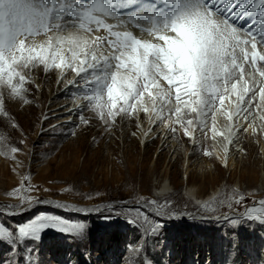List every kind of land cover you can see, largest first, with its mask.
Returning <instances> with one entry per match:
<instances>
[{
	"label": "snow or ice",
	"instance_id": "6c2138e0",
	"mask_svg": "<svg viewBox=\"0 0 264 264\" xmlns=\"http://www.w3.org/2000/svg\"><path fill=\"white\" fill-rule=\"evenodd\" d=\"M40 36L45 39L37 44ZM37 65L75 74L69 85L79 86L76 96L84 101L78 105L83 124L89 123L83 115L88 109L99 114L106 130L117 116L139 119L142 112L150 125H164L172 133L179 126L194 146H199L194 131L202 136L211 131L213 140L223 136L227 141L226 167L228 145L238 143V133L260 131L257 120L264 126V0H0V118L9 119L12 127L18 125L10 119L2 90L24 99L23 85ZM217 114L229 122L227 134L217 131ZM204 155L213 153L205 149ZM19 191L13 189L9 195ZM21 199V205H0V213L22 214L29 210L23 208L24 202L91 211L28 196ZM245 199L240 195L234 204L242 205ZM232 200L227 202L230 210ZM143 204L152 207L159 219L141 213L139 207H127L123 213L116 212V204L108 207V212L139 227L138 245L129 246L137 254L162 227L160 219L197 218L172 212L168 199ZM215 218L233 226L264 225V199L244 205L243 212ZM48 228L76 238H83L86 231L82 222L44 213L15 229L0 224V241L9 244L15 255L29 241H39ZM24 251V264H38L35 249Z\"/></svg>",
	"mask_w": 264,
	"mask_h": 264
},
{
	"label": "rangeland",
	"instance_id": "374dc122",
	"mask_svg": "<svg viewBox=\"0 0 264 264\" xmlns=\"http://www.w3.org/2000/svg\"><path fill=\"white\" fill-rule=\"evenodd\" d=\"M59 72L46 71L43 65L32 68L23 85L24 99L2 90L6 110L18 127L0 118V205H21V198L28 196L91 211L24 202L23 208L29 210L12 216L0 213V224L15 229L47 213L82 222L86 231L83 238H76L48 228L39 241H29L15 255L9 244L0 241V264L11 260L24 264L25 247L35 249L38 264H143L145 260L150 264H264V225L233 226L215 218L243 212L244 205L264 199V126L260 121H256L257 133H238L237 149L229 156L233 165L225 167L214 153L209 134L194 131L193 137L199 139V146H194L193 139L177 126L175 133L167 130L170 136L164 142L161 125H150L142 112L139 119L117 116L106 130L99 114L88 109L83 115L89 123L83 124L78 105L84 101L76 96L79 86L69 85L75 74ZM66 107H72V112H65ZM150 127L143 143L141 129L147 133ZM13 147L18 151L13 153ZM205 149L213 155H204ZM166 178L171 190L156 195L153 180ZM189 186L197 188L204 200L186 195ZM215 187L218 192L205 199ZM13 189L20 191L9 195ZM240 195L246 199L235 205L234 198ZM230 197L232 210L227 207ZM153 199L171 200L172 212L197 218L160 219L162 227L137 254L129 246L138 245L139 227L108 212V207L116 204L117 213L139 207L141 213L159 219L152 207L143 204ZM222 200L226 203L220 205ZM212 207L217 211L212 212Z\"/></svg>",
	"mask_w": 264,
	"mask_h": 264
},
{
	"label": "bare ground",
	"instance_id": "6f19581e",
	"mask_svg": "<svg viewBox=\"0 0 264 264\" xmlns=\"http://www.w3.org/2000/svg\"><path fill=\"white\" fill-rule=\"evenodd\" d=\"M110 22L115 23L114 21H110ZM99 34L106 35V33H103V32H101ZM135 34L137 36H141L142 35V33L139 32V31H135ZM44 39H45V37H43V36L37 37L36 38L37 44H39L40 42H42ZM64 73L65 74L66 73H69V70L66 71V72H63V73L60 71L59 72V75H64ZM72 109H73L72 107H70V108L66 107V111L65 112L69 111V113H71L72 112ZM228 123L229 122L226 120V118L224 116H221V115L217 114L216 128H217V131L218 132L223 131L225 134H227V125H228ZM160 127L162 129V132H161L162 136L161 137L162 138H165L164 139V142H166V140L170 136L169 135V132L167 131V129H165L166 127L164 125H161ZM210 127H211V123L209 122V128ZM141 130L144 131V133L142 134V136H143L142 142L145 143L146 140H148V137H147L148 135H145V133H146L145 132V129L142 128ZM250 131H252V130L249 129L248 132H250ZM207 134H209V137L210 138L213 135L211 131H207ZM149 139H151V136L149 137ZM239 139H240V137H239ZM211 144L213 145V149L215 151L214 152L215 155L217 157H219L218 159L221 162H223V158H224V146L227 144V141L224 139L223 136H217L215 140H213L211 138ZM237 144H235L234 146L233 145H228L229 152H228V158H227V166L232 167V165H233V162H230V159L231 158L229 156H230V154H233L234 151L237 149V148H235V146ZM173 145H174V143H173ZM153 181H154V185H155L154 192H155L156 195H159V196L160 195H164V194H166L167 192H169L171 190L170 183L168 182V179L167 178L166 179H163V180H160V181L158 179H155ZM218 190H219L218 187L213 188L212 191H211V193L205 199H208V198L213 197L218 192ZM184 193L186 195H189V196L193 197L195 200H204V199H201V196L199 195V190L197 188L192 187V186L191 187L190 186L189 187H186Z\"/></svg>",
	"mask_w": 264,
	"mask_h": 264
}]
</instances>
